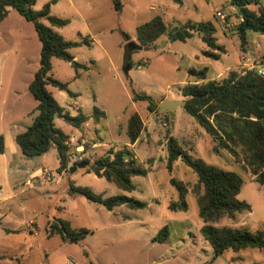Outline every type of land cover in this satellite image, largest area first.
Returning a JSON list of instances; mask_svg holds the SVG:
<instances>
[{
  "label": "rangeland",
  "instance_id": "obj_1",
  "mask_svg": "<svg viewBox=\"0 0 264 264\" xmlns=\"http://www.w3.org/2000/svg\"><path fill=\"white\" fill-rule=\"evenodd\" d=\"M52 1L55 3L51 5V15L69 22L54 30L67 41L90 40V46L84 44L81 49L71 50L78 58L76 61L90 69L80 71V79L74 80L76 72L70 64L53 59L51 76L69 83V90L78 93L80 99L71 98L51 85L47 88L62 105L79 103L85 106L86 113L93 114L95 108L106 113V119L91 121L82 135L87 143L84 160L93 162L110 149L119 150L130 144L126 134L128 120L139 114L145 129L130 152L148 174L134 177L135 190L129 193L106 179L86 173V169L61 173L55 148L45 155V159L21 154L23 172L18 182L24 181L27 169L32 170V174L39 172L32 187L22 185L26 192L21 202L27 210L28 224L31 220L36 222L43 240L37 242L28 236L35 247L25 254L24 246L29 242L24 241V234H18L11 238L13 249L21 252L23 257L33 256L28 264H61L65 258L79 264H264V250L258 249L227 251L213 260V249L201 233L204 223L192 193L197 175L182 160L169 172L167 139L169 135L173 136L193 157L243 178L239 200L251 205L252 211L244 212L234 220L223 218L216 227L264 232V186L255 181L243 156L237 162L224 150L214 153L212 136L183 106L177 107L172 121L167 111L158 107L152 113L149 102L134 99L137 94L150 97L156 104L163 100L166 103L184 102L181 89L194 82L195 78L190 74L192 69L199 71L208 66V80L215 79L219 73L243 71L240 66L244 52L237 34L240 17L231 6V0H180L182 3L176 0H121L120 11L116 10L113 0H37L34 10H42ZM259 1L264 7V0ZM222 14L226 15L225 21L220 19ZM157 16L164 19L171 31L181 28L187 21L213 23L218 29V43L227 52L221 54L220 60L206 59L203 52L207 47L199 36L186 42H173L165 36L154 46L135 49L132 39H137V28ZM43 23L48 25L47 21ZM123 33L130 39L126 40ZM261 36L254 32L247 34L251 61L256 58L255 52L264 55V36ZM136 43L139 46L138 40ZM40 52L41 44L33 24L11 9L0 24V63L3 64L0 112H10L17 121L20 119L19 133L32 126L37 116V104L29 92V85L40 68ZM130 61L131 68L128 66ZM74 108L67 106L66 109L75 114ZM55 123L64 132L72 129L58 118ZM94 130L99 132L96 138ZM145 135H149L148 138ZM94 144L106 146L93 148ZM44 168L52 175L50 181L41 174ZM177 182L184 183L190 190L186 197V212L168 209L172 201L180 199ZM72 184L90 188L105 198L126 196L145 203L146 207L138 210L121 206L109 211L82 196L71 195ZM55 219L69 222L75 230L87 229L91 233L78 243L63 244L59 236L49 239L46 229ZM165 227L169 236L161 242L159 238L163 236L159 237V233ZM33 258L43 261L36 263Z\"/></svg>",
  "mask_w": 264,
  "mask_h": 264
},
{
  "label": "trees",
  "instance_id": "obj_2",
  "mask_svg": "<svg viewBox=\"0 0 264 264\" xmlns=\"http://www.w3.org/2000/svg\"><path fill=\"white\" fill-rule=\"evenodd\" d=\"M113 1L116 10L120 11L121 0ZM36 3L37 0H0V24L13 9L27 22L33 24L41 44L40 68L29 85V92L37 104L35 108L37 116L32 126L16 137V143L23 155L29 158L45 156L55 148L60 163L59 171L63 173L71 168L70 157L75 149L67 145L71 135L57 127L56 119L62 120L73 130L80 131L90 121L101 122L105 119V113L95 108L90 116L82 112L72 116L49 92L47 87L51 85L66 92L70 97L73 96L68 89V83H62L51 76L52 60L59 59L69 63L78 78L80 71H89L90 68L75 61L70 51L84 44L88 46L91 44L87 38L81 42L67 41L54 30L69 23L51 15V5L55 1L46 4L40 11L34 10ZM253 5L259 6V9H252ZM231 6L241 8L242 14H237L240 17L237 34L241 41V49L244 51L248 46V32L264 35V8L260 6L259 0H231ZM43 21H47L48 25ZM217 32L218 29L211 22H187L181 28L171 31L164 19L157 16L137 28V39L139 48H143L153 46L163 36H167L173 42H186L199 36L207 47L203 55L219 59L220 55L227 51L224 46L219 45ZM123 36L126 40L130 39L126 33H123ZM128 66H132L131 62ZM207 72V68L190 71L196 81L181 89L186 101L184 109L212 136L214 153L219 154L224 150L237 162L242 155L255 181L264 186V77L254 71H230L222 79L200 83L207 80ZM134 99L149 102L150 112H154L160 106L148 96L135 94ZM144 129L141 116L132 115L126 130L130 145H134L140 139ZM5 150V140L0 136V154H4ZM167 151L169 172H172L175 164L182 160L197 175L192 193L197 199L199 217L204 223L201 233L213 249V260L227 251L264 250L262 231L251 233L245 228L215 226L223 218L234 220L238 215L252 211L251 205L239 200L244 185L243 178L234 172L210 166L203 160L193 157L171 135L167 139ZM85 162L90 163L86 173H93L98 178L106 179L120 190L129 193L135 190L132 179L148 174L147 169L138 165L129 146L126 145L119 150L110 149L93 162L84 160L80 163ZM176 188L180 193V199L172 201L168 209L173 212H186L188 210L186 197L190 190L182 182H177ZM70 193L82 196L109 211L121 206L138 210L146 207L145 203L126 196L105 198L103 195L95 194L90 188L73 184ZM46 231L49 238L59 235L65 243H78L91 233L87 229L75 230L69 222L61 219L49 223ZM160 236L163 238L160 239ZM168 236L169 230L165 227L160 231L158 238L164 242Z\"/></svg>",
  "mask_w": 264,
  "mask_h": 264
},
{
  "label": "crops",
  "instance_id": "obj_3",
  "mask_svg": "<svg viewBox=\"0 0 264 264\" xmlns=\"http://www.w3.org/2000/svg\"><path fill=\"white\" fill-rule=\"evenodd\" d=\"M178 1H179V3H182L180 0H178ZM260 6H262L261 3H260ZM253 7L256 8L254 10L259 9V6H256V5L251 6L252 9H253ZM187 22H193V21H187ZM186 23H184V24H186ZM194 23H200V22H194ZM263 36L264 35H262L261 37H263ZM162 38H165V36L161 37L159 40H161ZM137 40L138 39H136L135 37L132 39V43H134L136 46H138L136 43ZM73 42H76V41H73ZM78 49H81V46L79 48H76V50H78ZM138 49H140L139 46H138ZM243 52H244V56L242 57V66H240V69H243V70H247L245 68H248L252 64H258L260 62L261 58L264 57V55H259V53L255 52L254 55L256 56V58L253 61H251L248 58V47H246V49ZM71 54L75 58V61L78 60L77 56H74L73 53H71ZM221 56L222 55H220L219 59H211V58H208L206 56H205V58L210 59V60H220ZM143 63H146V62H143ZM131 65L133 66L132 62H131ZM129 68H131V67H129ZM206 68L209 71V67L207 66ZM2 69H3V64L0 63V74H1ZM232 71H235V70H232ZM224 76L225 75L223 73H219L217 75V77L213 80L222 79ZM80 77H81V74L79 73L78 78L75 75L74 80L80 79ZM213 80L207 79V80L202 81L200 83H205V82L213 81ZM195 81H196V79H194V82ZM1 83H2V78L0 77V85H1ZM68 89H69V86H68ZM78 95H79L78 93H73L72 97L74 99H80ZM164 102L166 103V101H164V100L161 101L159 103V105L164 104ZM2 103H5V101L3 100ZM59 104L68 113H70V112L66 109L67 106L75 107L74 109H75L76 113L75 114L70 113L72 116H76L80 112H82L83 114H85L87 116L92 115L90 113L84 112V109H86L85 106L80 105L79 103H74V104L66 103L65 105H62L61 103H59ZM152 113H154V112H152ZM105 119H106V113H105ZM18 120L19 121H17L14 116L10 115V112H0V136H2L4 138L5 148H6L5 153L0 154V264H28L29 261H31V259H32L31 257H33V256H30V258L29 257H23L21 255L22 254L21 252L15 250V248L13 249V244L11 241V238L13 236L18 235V234H24V236H25L24 241L26 243L29 242L28 236H31L33 238V240H35L37 242H38V240H40V241L43 240V233L41 232V229L39 227H37L36 222H34L33 220H31L30 224H28L29 222H28V214H27L26 207H22V202H21L22 199L21 198H22V195L25 194V192H26V191H24V189H22V185H25L26 182L28 181V179H30L32 176H35L37 173L32 174V170L27 169L25 171L24 181L21 182V184L18 182V179H19L21 173L23 172V170L21 169V166H20L21 162L23 161V157H22L23 153L21 151H19L20 148L17 145H15V143H14V142H16V137L19 134H21L18 132L20 130V127H19L20 119H18ZM90 122L85 124L80 131H77V130L75 131L72 128L69 132H67L68 134L71 135V138H73L74 145H76V143H77V145H80L82 143V141H83L82 135H84L86 133L87 128L90 126ZM144 125H145V123H144ZM91 132H92V130H91ZM94 132H95V135H94L95 138L98 137L99 132L96 130H94ZM145 136H146V138H148L149 135H145ZM138 141H140V139ZM77 145L75 148H77ZM134 145H130L129 143L126 144V146H129V150H131V151L133 150ZM104 146H106V145L105 144H94L93 148H97V147L101 148ZM45 158H46V156H42V159H45ZM135 160L137 161V157H135ZM55 236L58 237L59 235H55ZM55 236L50 237V238H54ZM46 237L49 238L47 235V231H46ZM60 241L63 244H65V242L62 240L61 237H60ZM33 242L34 241H31V242H29L30 244L28 243L27 246H24L25 247L24 252H26L25 254H27L28 251L29 252L33 251V249L35 247ZM20 257H22V258H20ZM33 259L36 261V263L43 261L42 258L41 259L33 258ZM66 259L67 258H65V260L61 264H64L66 262ZM76 263L79 264L78 262H76Z\"/></svg>",
  "mask_w": 264,
  "mask_h": 264
},
{
  "label": "built area",
  "instance_id": "obj_4",
  "mask_svg": "<svg viewBox=\"0 0 264 264\" xmlns=\"http://www.w3.org/2000/svg\"><path fill=\"white\" fill-rule=\"evenodd\" d=\"M225 18H226L225 14H222L220 16V19L222 21H225ZM247 70L248 71H254L259 76H263L264 77V57L261 58V60H260V62L258 64H252L251 66H249ZM86 144L87 143H86L85 139H83V141H82V143L80 145H77V143H76L77 148H75V151L72 153V155L70 157V166L76 165L77 163H80V162L84 161ZM67 145L69 147L76 146V145H74L73 138H70V140L68 141ZM38 174H36L35 176H32L30 179H28V181L26 182L25 186L26 187H32L34 182H36V180H37V175ZM41 174L44 175V177H45V179L47 181H50L52 175H51L50 172L46 171L45 168H44V170H43V172ZM64 264H77V263L74 260H72V259H67Z\"/></svg>",
  "mask_w": 264,
  "mask_h": 264
},
{
  "label": "water",
  "instance_id": "obj_5",
  "mask_svg": "<svg viewBox=\"0 0 264 264\" xmlns=\"http://www.w3.org/2000/svg\"><path fill=\"white\" fill-rule=\"evenodd\" d=\"M236 11L238 12V14H242L241 12V8L239 6L235 7ZM135 49H138V46L135 45ZM186 101L184 102H168V103H164L160 105V108L167 111L170 114V117L173 121V119L175 118V111L177 109V107L179 106H185ZM171 126L174 127V123H171ZM90 166V163L85 162V163H80L78 165H73L71 166V168L69 169L72 173H74L75 171H77L78 169H86L87 167Z\"/></svg>",
  "mask_w": 264,
  "mask_h": 264
}]
</instances>
